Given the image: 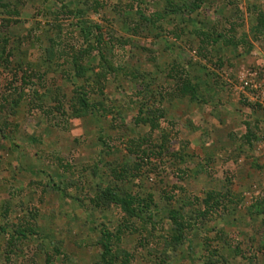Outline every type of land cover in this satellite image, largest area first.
I'll return each instance as SVG.
<instances>
[{
  "label": "rangeland",
  "instance_id": "374dc122",
  "mask_svg": "<svg viewBox=\"0 0 264 264\" xmlns=\"http://www.w3.org/2000/svg\"><path fill=\"white\" fill-rule=\"evenodd\" d=\"M168 10L167 0H0V52L11 60L0 62V124L10 135L0 134V264H102L105 228L121 230L116 264H208V246L226 264H264V32L254 30L264 0ZM199 30L224 37L210 45ZM48 36L71 57L90 41L83 64L104 69L101 48L117 74L103 92L93 78L73 83L52 68L43 81L24 80L16 55L44 71ZM187 81L195 97L181 92ZM77 89L90 92L95 113L71 107ZM107 187L151 196L153 222L130 218ZM212 189L233 204L193 219L203 206L195 197ZM171 209L195 223L180 244L170 239ZM20 227L27 237H16Z\"/></svg>",
  "mask_w": 264,
  "mask_h": 264
},
{
  "label": "trees",
  "instance_id": "16d2710c",
  "mask_svg": "<svg viewBox=\"0 0 264 264\" xmlns=\"http://www.w3.org/2000/svg\"><path fill=\"white\" fill-rule=\"evenodd\" d=\"M167 3L169 5V10L168 14H176V13H183L184 11H188L190 13H193L200 9V7L203 4V0H167ZM2 6H5V4H2ZM66 6V5H65ZM71 12L73 11L72 9L70 10ZM159 17H162L163 14L157 13ZM258 23L255 26L254 30H257L259 32H264V13L260 12L259 15L257 16ZM6 23L10 24V19H7L5 21ZM6 23L4 24L6 26ZM86 39L90 40V36L92 34V31L90 29H86ZM197 34L204 36L202 38L203 40H207V43L210 45L216 44L222 37H224L223 33H215V32H209L205 30H199L197 31ZM50 44L45 47L44 53H43V61H46L47 64V69L42 70H37L34 68V66L30 65L29 59H27L28 55H23L22 53L17 54L16 56H19L21 58L20 61H16V69H19L21 72L24 70V73L22 74V78L26 80L28 77L27 75H33L37 78H39L40 81H43L45 76L47 75L48 71L50 68L52 70H59L63 73V77H65L68 80L73 81V83H76L74 79H82L83 82L88 81L89 79L93 78V81H95L94 87L97 86L100 92L102 91V88L100 87V83L103 82L107 78L108 73H113L117 74L119 67H116L112 62L108 60V57L104 55L103 49L101 48L98 49V55L100 57V60L98 62L99 66H103L104 69L101 71H96L95 67L91 65H86L83 64V61H85L86 57H89L90 59L92 58L91 54L92 51L96 48L93 43L90 41L88 42V46L82 49L75 50L74 53L70 54V50L64 48L62 53L59 54L58 50L56 49V38L55 36H48ZM231 39V38H230ZM229 39V41H230ZM101 41V38H98L97 42ZM231 42V41H230ZM71 49V48H70ZM15 50L12 49L9 52V55H15ZM4 52L5 50H2L0 52V62L6 61V66H8L11 62L8 61L7 57H4ZM21 55V56H20ZM66 56H69L71 58L67 59ZM26 59V60H25ZM90 61V60H89ZM41 68L42 64L37 63ZM36 66V64L34 63ZM90 66V67H89ZM10 68L12 69L13 66L11 65ZM121 68V67H120ZM22 69V70H21ZM88 71H91L89 75H87ZM172 76V74H171ZM86 83V82H85ZM77 86V85H76ZM77 88H82L80 86H77ZM182 93L189 92L191 93L192 97H195L196 94V87L195 85H192L190 81L182 83V87L180 88ZM37 92V91H36ZM77 105L75 103H71V107H75V112L77 111L78 113H87V112H92L95 113V109L98 108L97 102L95 101H90L89 98V93L88 91L85 90H80L77 89ZM21 94V93H20ZM20 98H22L21 95H19ZM37 107H40L39 105H36ZM78 107V108H77ZM161 116L162 113H161ZM136 122H150L151 127L156 125V117H147L140 115L136 118ZM5 123L1 122L0 124V134H3V136L8 137L10 136L8 133H6V128ZM251 135L252 132L249 130L247 132V137L249 140H251ZM135 146V144L133 143ZM132 153L134 149H130ZM144 154L148 155L149 153H146L145 150ZM125 171V170H124ZM115 172L117 174V171L115 169ZM119 176H122L121 173L118 174ZM58 189H61L58 187ZM103 194L110 200L113 201V203L120 205L121 208L126 211V213L130 216V218H139L142 221L145 222H153L154 218V209L151 208V202L152 199L150 197H145V199H142L138 197L137 195L127 192L123 195L116 192L115 189L111 187H107L104 191ZM196 201L199 202L203 206H199L200 208L195 209V215L194 218L195 220H201L205 216L209 214H213V212H217L221 206H225L228 208L230 204H233L234 198L229 194V192H220L219 190L212 189L209 190L205 193L204 197H195ZM223 198V199H222ZM149 200V201H148ZM228 200V201H227ZM260 206L262 209H260L261 212H264V202L260 203ZM169 218L172 221V228H171V234H170V239L175 242L176 244H180L183 242V240L188 239V233L194 229L195 223L191 221L190 218L186 217L184 213H182L181 210L179 209H171L169 210ZM32 230V228H29ZM121 230L119 229L118 234H113V232L105 228L102 230L101 238L99 239V243L102 247L101 251V263L102 264H116L117 259L119 258V255L116 254L115 252V247L114 243L116 240H119L121 238ZM27 237L26 234V229L23 227H20L18 229V235L16 236L17 238L21 237ZM264 246V244H263ZM212 254L215 255V258L210 259V260H205L208 264H212L216 262L217 264H226L228 263V259L224 257L218 256L219 253V248H212L209 247L207 248ZM60 250L56 248V252H59ZM126 256H129L126 253ZM46 260H49V257L46 258ZM130 259L127 258L125 261H123L122 264H127V262Z\"/></svg>",
  "mask_w": 264,
  "mask_h": 264
}]
</instances>
